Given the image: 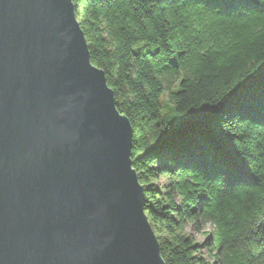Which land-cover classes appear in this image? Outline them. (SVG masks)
I'll return each instance as SVG.
<instances>
[{
	"label": "trees",
	"instance_id": "1",
	"mask_svg": "<svg viewBox=\"0 0 264 264\" xmlns=\"http://www.w3.org/2000/svg\"><path fill=\"white\" fill-rule=\"evenodd\" d=\"M73 4L133 124V167L166 263L264 264V0ZM189 223L211 225L203 241Z\"/></svg>",
	"mask_w": 264,
	"mask_h": 264
},
{
	"label": "water",
	"instance_id": "2",
	"mask_svg": "<svg viewBox=\"0 0 264 264\" xmlns=\"http://www.w3.org/2000/svg\"><path fill=\"white\" fill-rule=\"evenodd\" d=\"M76 8L0 0V264H167Z\"/></svg>",
	"mask_w": 264,
	"mask_h": 264
},
{
	"label": "rangeland",
	"instance_id": "3",
	"mask_svg": "<svg viewBox=\"0 0 264 264\" xmlns=\"http://www.w3.org/2000/svg\"><path fill=\"white\" fill-rule=\"evenodd\" d=\"M167 100L168 99V95L165 94L164 95V98L162 97V100ZM153 182L157 185H159L161 188H163L164 185L168 184L169 183V179L167 176L165 175H161L159 176L157 179H153ZM186 228H187V231L194 237L195 240L197 241H203V239L205 238L203 236V230H208L211 228V225L210 224H203L201 226L202 228V231H198L196 230V227L195 225H193L192 223H189L188 225H186ZM203 253L205 256L208 257V251L207 250H203Z\"/></svg>",
	"mask_w": 264,
	"mask_h": 264
}]
</instances>
